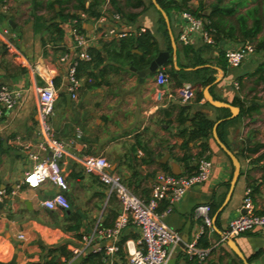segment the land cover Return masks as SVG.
Returning <instances> with one entry per match:
<instances>
[{
	"label": "crops",
	"instance_id": "0c3cea01",
	"mask_svg": "<svg viewBox=\"0 0 264 264\" xmlns=\"http://www.w3.org/2000/svg\"><path fill=\"white\" fill-rule=\"evenodd\" d=\"M149 1L152 3L151 0H115L119 11L109 0H84V5L94 3L100 16L107 18L117 11L135 14L130 25L124 23L138 34L149 32L158 53L168 54L167 61L171 63L164 67L167 83L157 85L155 73L141 78L129 69L131 66L125 58H113L110 49V54L103 53L100 64L90 61L77 67L80 88L77 98L68 103L66 66L74 57L67 37L70 20L64 21L63 44L49 42L48 25L52 11L62 8L63 14L77 12V0H0V28L8 31L5 38L26 61L22 64L5 46H0V86L5 84L21 91L17 106L0 117V187L10 190L0 208V262L8 263L15 255V264H38L50 258L62 264H129L124 243L139 236L132 223L121 231L117 240L119 250L112 255L104 254V248L111 245L110 240L96 237L94 246L99 248L96 253L76 259L62 256L81 245V236L90 234L97 222L101 227L111 226L120 211L116 198L107 200L105 186L96 176L85 174L79 162L85 156H102L109 163V170L120 175L123 184L143 200L149 198L152 180L158 172L191 174L199 159L211 160L213 167L207 181L191 187L173 204L163 200L158 205L161 220L178 232L181 240L166 264H244L230 248V240L221 242L220 236L228 222L241 211L247 188L251 189L255 212L264 213V50L249 55L237 68L228 67L222 54L239 47L241 42L221 39L214 45H206L195 37L187 44L188 52H184L178 39L183 28L179 22L181 12L164 11L176 45L174 63L173 50H168L158 21V10ZM201 1L202 14H208L217 4L232 9V14L221 18V26L226 30L229 24L239 27L238 18L246 11L257 6L264 10L263 0H245L241 4L239 0ZM188 3L191 8L198 6V0H188ZM53 21L59 22V19ZM246 24L251 26L250 17H246ZM109 25V20L99 23L88 19L82 23L84 33L91 38L89 49H100L103 43L109 42L99 38V32ZM261 39H264V29L254 43ZM169 42L171 47L170 37ZM66 52L68 60L59 62L58 57ZM170 66L174 75L169 72ZM210 76L213 81L203 85ZM49 78L57 92L50 125L66 151L58 163L68 185L65 193L70 204L68 211L42 207V201L56 192L51 183L44 182L37 189L22 183L34 165L27 159L23 147L36 142V88ZM185 84L193 90V97L187 102L181 101L178 95L179 87ZM207 87L211 100L234 107L235 115L229 109L226 113L220 110L226 108L206 102L203 91ZM197 112L213 121V125L220 122L217 136L238 160L239 175L232 189L233 164L214 141L212 129L204 140H189ZM77 130L82 135L74 139ZM202 145H206L205 150ZM205 205L211 207L213 225L205 236L210 254L204 261H197L188 258L182 249L200 234L203 224L194 217L193 211ZM167 207L170 210L165 212ZM20 234L23 239L18 238ZM232 240L248 264H264V228L245 232Z\"/></svg>",
	"mask_w": 264,
	"mask_h": 264
},
{
	"label": "built area",
	"instance_id": "2783aa9c",
	"mask_svg": "<svg viewBox=\"0 0 264 264\" xmlns=\"http://www.w3.org/2000/svg\"><path fill=\"white\" fill-rule=\"evenodd\" d=\"M77 15L79 21L77 19L70 20L67 31V37L71 41V48L74 52V57L69 59L66 66L65 76L67 92L72 100L77 98L80 88L77 67L81 62L91 61L89 53L91 38L81 29L83 28L82 23L88 19L99 23L109 20L110 25L99 32V38L107 41L120 40L131 32L138 33L137 30L127 27L118 13H112L108 18L106 16L95 18L84 12H78ZM180 19L183 22V28L178 36L180 43L187 45L196 37L203 44H215L212 30L204 28L205 22L201 18H196L188 11H183L180 14ZM7 33V30L0 32V46H5L7 51L12 52L25 65L26 61L22 55L15 49L12 42L5 38ZM253 53V45L246 42L237 48L225 50L224 59L228 67L237 68ZM68 58L69 53L66 52L58 57V61L66 62ZM154 79L159 86L167 83L168 75L163 67L155 72ZM36 92V142L23 147L27 152V159L34 165L30 171L26 172L22 183L30 189H37L44 182L51 183L56 188V192L42 201V207L47 210L68 211L70 204L65 196L68 185L58 163L59 158L66 151L63 144L55 137L50 125L57 96L52 78L45 79L44 84L36 88ZM178 95L181 101L187 102L193 97V90L185 84L179 87ZM20 96V90L5 84L0 86V117L8 114L17 106ZM81 135V131L77 130L74 139H79ZM79 162L85 174L96 176L105 186L107 200L112 196L116 198L120 204V211L111 226L101 227L97 222L90 234L82 235L81 245L74 246L69 250L70 258H81L89 253L99 251V248L94 246L96 237L110 240L111 245L104 248L105 255L116 253L119 250L117 240L121 231L129 223H132L138 229L139 236L135 240L124 243L129 264H166L181 240L178 232L161 220V214L157 212L158 205L163 200H167L169 204L179 201L191 187L207 181L213 167L211 160L201 158L191 174L175 175L169 172H158L152 180L149 198L143 200L123 184L120 175L109 170L110 165L104 157L85 156ZM251 195V189L247 188L241 202V211L228 222L226 230L220 236L221 242L233 239L248 231L264 228V213L255 212ZM8 196L9 193L0 187V203L3 204ZM169 210L170 207H167L165 212ZM193 215L202 221L203 226L200 234L185 243L182 250L188 258L204 261L209 256L210 249L209 247H199L197 240L201 234L212 230L210 206L196 207ZM18 238L23 239L24 236L20 234Z\"/></svg>",
	"mask_w": 264,
	"mask_h": 264
},
{
	"label": "trees",
	"instance_id": "16d2710c",
	"mask_svg": "<svg viewBox=\"0 0 264 264\" xmlns=\"http://www.w3.org/2000/svg\"><path fill=\"white\" fill-rule=\"evenodd\" d=\"M156 1L158 5L166 13L170 11H174V12L188 11L191 14H193L196 18H201L205 22L204 28L212 30L213 38L215 42H218L221 39L241 42V43L247 42L253 45L254 52L259 50H264V39H261L257 43H254V40L256 39L258 33L262 31V29H264V20H262V17H264V10H262V8L260 10L259 9L260 7L258 6L253 8L252 10L246 11L245 15L239 16L238 18L239 27H235L234 25L229 24L228 26L229 28L228 30H226L221 26L222 25L221 18L225 17V15L232 14L233 11L231 8L220 6L219 4H217V5H213L210 8V12L208 14H202L204 6L201 0H198V6L196 8H191L189 6L188 0H156ZM244 1L245 0H239L240 4L243 3ZM77 2H78L76 6L77 12L73 14H63L62 8H60L58 12L52 11L53 17L48 25L50 43H53L55 45L58 43L60 44L64 43V30H65L64 21L67 18L69 20L77 19L79 21L77 15L78 12L87 13L89 16H93L95 18L102 15L101 12L98 11L97 5H95L94 3H90L87 7H85L84 0H77ZM109 3L119 11L118 7L116 6L115 0H109ZM137 4L143 6L142 1H138ZM52 5L53 4H50L49 6L52 7ZM149 5L153 7L150 1H149ZM118 11L114 13H118L125 21V23L128 25H130L136 17L135 14H121ZM157 13L159 16L158 21L160 25L163 27V33L168 42V50L171 51L168 33L165 28V23L160 13L158 11ZM246 17H250L252 19V24L250 27H248L246 24ZM57 18L59 19V22L53 21L54 19ZM81 29L84 31L83 28ZM235 31H238V34H236ZM1 47L5 48L4 46ZM110 49L113 52L112 53L113 58H115V56H118L119 58L120 56H122L127 61L128 65L136 68L137 70L146 68L158 53V48L155 39L152 37V35L149 32H143L141 34L131 32V34H129L127 37L122 38L120 40H109L108 43H103L100 49H97L95 47L89 49V53L91 55V61L93 63L95 62V64H100L103 60V53L110 54L111 52L109 51ZM182 49L184 52H188L190 46L183 45ZM134 51H138L140 54L136 55ZM222 55L224 56V53ZM113 60L118 61V59H113ZM81 63L79 65H81ZM170 63L171 61L168 60L165 66H163V68L170 65ZM165 72L167 73L166 70ZM169 72L174 75V69L171 66L169 68ZM88 79L90 80L91 78ZM212 81H213V77L210 76L208 78H205L202 84L206 85L211 83ZM199 98H201V94H199ZM220 110L228 113L227 109H220ZM194 120H195L194 129L190 133L189 140L191 141L198 139L204 140L207 137H209L211 135L213 121L209 120L204 114L200 112H197L194 115ZM202 148L203 150H205L206 145H202ZM7 193H10V190H8ZM205 236H206V232H204L200 236L199 244L203 248H208L209 245L206 242ZM60 249L65 251L63 247H60ZM62 256L67 259L71 257V254L64 253V255ZM38 264H62V262H59L58 259L50 258L49 260H45Z\"/></svg>",
	"mask_w": 264,
	"mask_h": 264
},
{
	"label": "water",
	"instance_id": "95a60500",
	"mask_svg": "<svg viewBox=\"0 0 264 264\" xmlns=\"http://www.w3.org/2000/svg\"><path fill=\"white\" fill-rule=\"evenodd\" d=\"M151 1H152V4L154 5V7L156 8V10H158L160 12V14L163 18V21L166 25V28H167V31H168V34L170 37V41H171V48L173 50L172 57L174 58V63H175L176 45H175L173 36L171 35L169 20L167 18L166 13L164 12V10L158 5L157 1L156 0H151ZM167 59H168V54L166 52H159L157 54V56L150 62V64L146 68L141 69V70H136V68L131 66L129 69H131L132 71L137 73L141 78H143L145 76H148V75L155 73L158 69H160L165 64ZM203 97H204L205 101L208 102L209 104H211L212 106L229 109V110H231L232 114L235 115L234 111L236 109L234 107H231L230 105H228L226 103H221V102L211 100L209 93H208V87L203 91ZM66 100L69 103V101H70V95L69 94L66 95ZM219 123L220 122H216L213 125L212 135H213V139L216 142V144L227 155V157L231 160V162L233 164V174H232V180L230 182V189H232V187L234 186L235 181L237 180V177L239 175V163H238V160L235 158V156L229 151V149L219 140V138L217 136V131H216ZM172 174L179 175L178 172H174V171H172ZM16 200H18V198H16ZM24 203H25V205H28L27 201H24ZM1 207H2V203H0V208ZM229 246L233 250V252L243 261L244 264H248L246 259L243 257L240 250L237 248V246L235 245V243L232 239H230V241H229ZM0 264H15V255L12 257L10 262H8V263L0 262Z\"/></svg>",
	"mask_w": 264,
	"mask_h": 264
},
{
	"label": "rangeland",
	"instance_id": "374dc122",
	"mask_svg": "<svg viewBox=\"0 0 264 264\" xmlns=\"http://www.w3.org/2000/svg\"><path fill=\"white\" fill-rule=\"evenodd\" d=\"M179 22H180V23H183L182 20H180V19H179ZM0 32H2V28H0Z\"/></svg>",
	"mask_w": 264,
	"mask_h": 264
}]
</instances>
